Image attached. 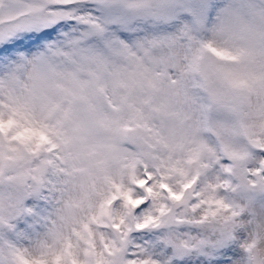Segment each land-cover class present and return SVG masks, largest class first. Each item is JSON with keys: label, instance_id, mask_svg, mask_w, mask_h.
Segmentation results:
<instances>
[{"label": "snow or ice", "instance_id": "1", "mask_svg": "<svg viewBox=\"0 0 264 264\" xmlns=\"http://www.w3.org/2000/svg\"><path fill=\"white\" fill-rule=\"evenodd\" d=\"M0 264H264V0H0Z\"/></svg>", "mask_w": 264, "mask_h": 264}]
</instances>
